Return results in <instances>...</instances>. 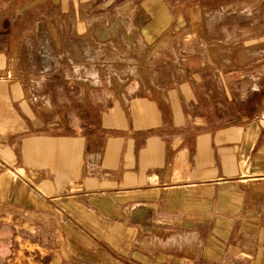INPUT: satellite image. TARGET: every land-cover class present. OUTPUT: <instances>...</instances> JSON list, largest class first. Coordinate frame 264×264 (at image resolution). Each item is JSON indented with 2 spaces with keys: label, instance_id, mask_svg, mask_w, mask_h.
<instances>
[{
  "label": "crops",
  "instance_id": "0c3cea01",
  "mask_svg": "<svg viewBox=\"0 0 264 264\" xmlns=\"http://www.w3.org/2000/svg\"><path fill=\"white\" fill-rule=\"evenodd\" d=\"M244 8L251 20L245 28V42L255 54L250 58L264 59V0H244ZM20 87L0 82V173L41 174L34 186L20 176L8 183L0 176V231L17 242L5 264H264V231H246L253 226V204H261L264 216V113L224 126L205 117L173 115L174 93L195 101L184 82L130 102H112L100 116L96 137L86 127L49 137L32 133L37 120ZM158 107L167 114L156 113ZM76 123L70 120V130ZM18 209L23 213H13ZM33 215L40 220L37 228L29 224ZM71 220L96 238L137 231L135 249L109 250L92 246L90 239V245L66 240L63 248L59 241L44 248L12 231L16 222L35 228L30 232L36 236L40 229L60 236V231H78ZM179 231L196 233L199 241L151 249L136 244L140 236L168 243ZM36 250L49 255L37 259ZM76 252L100 259H61Z\"/></svg>",
  "mask_w": 264,
  "mask_h": 264
},
{
  "label": "rangeland",
  "instance_id": "374dc122",
  "mask_svg": "<svg viewBox=\"0 0 264 264\" xmlns=\"http://www.w3.org/2000/svg\"><path fill=\"white\" fill-rule=\"evenodd\" d=\"M244 10V0H0V82L21 85L30 115L37 120L32 133L49 137L77 134L84 127L96 137L100 116L112 102H130L184 82L196 98L186 102L181 93H174L173 115L214 119L213 125L219 126L258 119L264 113V59L250 58L245 28L250 29L251 20ZM163 109L156 108V113L167 114ZM73 118L77 128L70 130ZM40 174L12 170L0 176L6 183L21 177L34 186ZM256 189L259 193V186ZM260 205L250 207L253 226L246 231H264ZM39 222L36 215L29 218L31 226L37 228ZM18 225L13 226L14 235L35 239L44 248L56 241L63 248L66 240L90 245V239L92 246L109 250L119 251L123 245L135 249L137 231L96 238L78 221V231L52 236L40 229L36 236L30 232L35 228ZM177 233L168 243L140 236L136 244L151 249L199 241L196 233ZM16 246L14 236L0 231V264L11 258L9 250ZM36 252L37 259L49 255ZM85 255L66 253L61 259H100Z\"/></svg>",
  "mask_w": 264,
  "mask_h": 264
}]
</instances>
